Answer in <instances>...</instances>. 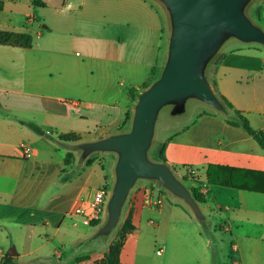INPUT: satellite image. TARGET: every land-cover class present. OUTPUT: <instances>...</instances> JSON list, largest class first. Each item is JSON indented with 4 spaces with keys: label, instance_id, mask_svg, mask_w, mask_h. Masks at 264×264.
<instances>
[{
    "label": "crops",
    "instance_id": "1",
    "mask_svg": "<svg viewBox=\"0 0 264 264\" xmlns=\"http://www.w3.org/2000/svg\"><path fill=\"white\" fill-rule=\"evenodd\" d=\"M0 3V30L34 34L38 28L31 47L0 44V264H108L105 254L129 214L135 229L125 238L121 264H211L214 239L183 199L170 193L172 201L160 208L144 202V191L157 187L154 180L137 182L115 232H99L107 214L95 225L85 218L95 190L112 188L117 154L85 157L82 145L130 125L125 119L131 88L121 103V86L129 83L140 93L151 70H162L171 30L165 5L159 0ZM253 16L264 22V0L257 1ZM78 46L86 52L82 60L74 52ZM210 68L211 83L216 81L233 108L218 110L200 101L186 115L169 117L157 127L155 154L164 146L176 175L204 194L199 206L207 221L214 213L223 216L215 230L230 234L232 263L264 264V193L212 184L207 175L210 165L264 171V149L244 127L229 122L237 109L264 131V45L232 39ZM85 122L95 126L81 128ZM65 133L79 139H60ZM23 144L33 147L32 157L24 156ZM190 168L195 175L188 174ZM77 208L84 213L76 214ZM157 245L162 248L154 252Z\"/></svg>",
    "mask_w": 264,
    "mask_h": 264
},
{
    "label": "water",
    "instance_id": "2",
    "mask_svg": "<svg viewBox=\"0 0 264 264\" xmlns=\"http://www.w3.org/2000/svg\"><path fill=\"white\" fill-rule=\"evenodd\" d=\"M159 1L167 9L171 28L159 77L139 93L130 129L82 145L85 157L97 151L117 154L107 220L99 229L103 234L118 227L130 192L140 179L158 181L207 225L199 202L185 182L169 164L149 157L157 122L161 112L172 118L186 115L192 100L223 110L224 103L207 74L211 62L232 39L264 45V29L246 13L253 0Z\"/></svg>",
    "mask_w": 264,
    "mask_h": 264
},
{
    "label": "trees",
    "instance_id": "3",
    "mask_svg": "<svg viewBox=\"0 0 264 264\" xmlns=\"http://www.w3.org/2000/svg\"><path fill=\"white\" fill-rule=\"evenodd\" d=\"M2 4L0 3V8ZM0 44L13 45V46H21V47H31L33 45V36L28 32H14V31H5L0 30ZM157 71L155 69L151 70V75L149 81L145 83L144 87L147 88L154 80H156L155 73ZM217 95L221 98L224 103L225 108H233V104L217 89V83L215 80H212ZM132 93V98L135 90L133 88L130 89ZM235 119L229 120V122L233 125L242 126L246 129V131L261 145L264 149V131L258 130L254 128L248 117L245 116L240 110L235 109ZM131 112L126 114L125 124L127 121L131 119ZM36 130H39L37 125H33ZM60 139L65 141L77 140L79 136L76 133H65L59 136ZM73 154L68 152L66 155V162H70ZM159 158L166 162L164 156V146L161 148L159 153ZM167 163V162H166ZM174 170L175 167H173ZM216 169H221L222 172H218L217 176H214V171ZM246 173V174H237V173ZM208 180L212 184H219L230 186L238 189H247L251 191L263 192L264 193V171H251V170H241L234 167L229 166H220V165H210L207 171ZM243 175V176H240ZM108 185L109 184H105ZM191 192L195 199L198 202H205L206 198L203 193L200 192L199 188L191 187ZM99 220L93 221V224H97ZM135 229V226L132 221V215L129 214L125 220L123 221L121 227L117 231V236L119 233V237H116L115 240L111 243L108 251L105 254L106 260L108 264H121V251L124 245L125 238L129 232ZM1 264H8L6 260H4Z\"/></svg>",
    "mask_w": 264,
    "mask_h": 264
},
{
    "label": "rangeland",
    "instance_id": "4",
    "mask_svg": "<svg viewBox=\"0 0 264 264\" xmlns=\"http://www.w3.org/2000/svg\"><path fill=\"white\" fill-rule=\"evenodd\" d=\"M258 0H253L247 7V10H246V13L247 15L257 24H260L263 28H264V22H258V19L256 17L253 16V9L255 7V4L257 3ZM38 28H36V25L34 26V34H32L33 38H34V41L37 40V35H36V30ZM44 34L46 33V30H44ZM74 52H76L77 54V59L79 60H82L86 54L85 52V49L81 46H78L76 48H74ZM212 63V62H211ZM211 66V64H210ZM209 66V67H210ZM161 71H157L155 73L154 76H156L157 78L159 77ZM208 76H211V74L213 75V69L210 68L208 70ZM156 78V79H157ZM132 88V85L129 84V83H126L124 86H121V89H123V93L119 95V98H120V101L121 103H123L126 99V96L129 92V89ZM143 90V89H142ZM138 96H139V93H134L133 97L134 99L132 98L130 101H131V104H130V112L132 114V117L130 119V125H128V129H130L131 127V122H132V118H133V114H134V105L136 103V101L138 100ZM199 103H201L199 100H192L191 103L189 104V108L191 107H194L195 105H199ZM230 116L233 114V112L230 110L228 111V113ZM170 116L166 113V112H161L160 114V118L158 119V122H157V126H156V130H157V127L158 125H163L161 124L164 120L166 119H170L169 118ZM129 124V122H127ZM127 123H126V126H127ZM81 128H87V126L89 127H94V122H85V123H82L81 124ZM61 132V131H60ZM54 140H58V136L55 135L53 137ZM158 143H156V137L154 138V142H153V145L149 151V157L151 160H158L159 156L155 154L156 152V149L158 147L157 145ZM158 154V153H157ZM177 174L181 177L182 174L179 172V169H177ZM189 179V178H188ZM185 182L186 185L190 186V182L187 180H183ZM141 183V182H139ZM154 183L156 184L157 187H155L156 189V194H158V189H159V182L158 181H154ZM137 185V183H136ZM136 185L134 186V188L131 190L130 194L132 193V191L135 189ZM150 185V184H149ZM166 190V188H162V190H159L161 192V194H164V190ZM171 192H168L167 191V196H166V200H165V205L169 204L171 201H172V196L170 194ZM223 216H221L220 213H214L213 214V217L211 218H208V221L206 220V223L207 225L204 226L205 228V232L207 234H209L211 237L209 238L210 240H213V244H211V264H233V258H234V254H233V250H232V244H231V239H230V234L223 231V230H220V229H217V231L215 230L216 227L219 225V223H221L223 221ZM208 223H211L212 224V230H210V227L208 225ZM119 227V225H118ZM118 227L113 231L115 232ZM118 231V230H117ZM119 237V233H118V236ZM136 239L131 237L130 238V241H129V244L130 246H132V243L135 241ZM102 243L100 245H102L103 243L106 242V240H103L101 241ZM151 245V244H150ZM153 245V243H152ZM162 247L157 245L155 248H154V252H158V250H160Z\"/></svg>",
    "mask_w": 264,
    "mask_h": 264
},
{
    "label": "built area",
    "instance_id": "5",
    "mask_svg": "<svg viewBox=\"0 0 264 264\" xmlns=\"http://www.w3.org/2000/svg\"><path fill=\"white\" fill-rule=\"evenodd\" d=\"M51 133V132H50ZM22 150L24 156L30 158L34 154L33 147L28 144H23ZM189 175H195V170L193 168L188 169ZM111 194V188L108 185H102L95 190L94 196L90 202L91 211L89 213H85V218L88 221L99 220L103 217V215L107 214V204ZM144 202L153 208H160L166 200L164 194L158 189V194H156V189L154 186L147 188L144 191ZM77 213H84V210L81 208H77L74 211Z\"/></svg>",
    "mask_w": 264,
    "mask_h": 264
}]
</instances>
